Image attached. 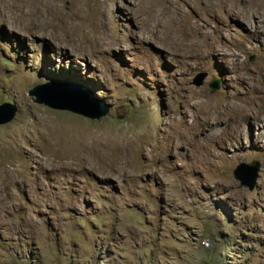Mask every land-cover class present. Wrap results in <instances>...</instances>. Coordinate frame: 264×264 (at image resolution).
Listing matches in <instances>:
<instances>
[{"label": "rangeland", "instance_id": "1", "mask_svg": "<svg viewBox=\"0 0 264 264\" xmlns=\"http://www.w3.org/2000/svg\"><path fill=\"white\" fill-rule=\"evenodd\" d=\"M177 1L182 33L163 0H0V104L16 107L0 124V264H264V125L236 140L208 112L263 113L264 86L242 74H264V27ZM207 36L215 51L196 54ZM51 81L107 114L28 94ZM251 162L249 189L233 169Z\"/></svg>", "mask_w": 264, "mask_h": 264}, {"label": "bare ground", "instance_id": "2", "mask_svg": "<svg viewBox=\"0 0 264 264\" xmlns=\"http://www.w3.org/2000/svg\"><path fill=\"white\" fill-rule=\"evenodd\" d=\"M163 1L165 3V15L168 17L169 27L170 28L177 27L176 30L182 33L181 29L187 19L184 15L182 6L180 5V3H178L177 0H163ZM194 1L198 4H202L203 8L210 9V11L213 12L212 17L216 19L217 21H219L220 23L226 17L231 16L232 18L235 19L237 23H240L244 25L246 28L252 30V27H253L252 18H255L257 22L256 29H260L261 31V28L264 27V0H239L240 3L237 2L238 0H219L218 5H216L219 7V9L215 8L214 10L211 8L212 0H194ZM250 2H253V3L251 5H248L250 4ZM203 10H206L207 12V9H203ZM30 28H31L30 26H27L26 30ZM261 33L263 36L264 31H262ZM51 35H53V33ZM254 40L255 38L253 39V41ZM196 43L197 42H195L194 44ZM196 45L198 47V51H196V54L197 53L198 54L200 53L208 54L210 52L215 51L214 50L215 40L211 39V36H207L204 43L200 42V43H197ZM191 48H193V46H191ZM191 48L189 47L188 50L189 49L192 50ZM246 49L254 50L253 47L246 48ZM233 56L234 55L232 54L230 57H233ZM230 62H231V58H230ZM238 63L240 64V66L245 65L243 62L242 63L238 62ZM244 71L246 74H242V78L244 79L242 82V85H246L244 86L246 87V89L251 88L253 90H260L261 89L260 86H264V74H261L260 76H258L256 73L254 74L253 70H251L248 67H246ZM224 107H226L225 110L219 111L220 108H224ZM261 107L262 108L264 107V102H263V105L260 106V108ZM219 109L217 110L215 106H212L211 108L208 109L209 110L208 112H210V116L215 115L216 119H223L225 117L230 119L231 120V134L236 140L243 138L242 136L243 133H242V130H240V126L242 127V125H244V123L247 120L251 119L253 122L258 121L264 125V118L262 117V115H264V111L262 114L260 110L258 109L257 111L250 112L247 107L245 106L243 107V106H240L239 104H234V103L233 104L226 103L225 105L222 104V106L219 107ZM210 116L206 117V120L204 121V123L206 124L209 123L208 125L210 126L211 130H217L216 132L221 133V129H215V128L213 129V124L211 121H209Z\"/></svg>", "mask_w": 264, "mask_h": 264}, {"label": "water", "instance_id": "3", "mask_svg": "<svg viewBox=\"0 0 264 264\" xmlns=\"http://www.w3.org/2000/svg\"><path fill=\"white\" fill-rule=\"evenodd\" d=\"M206 73L200 72L195 75L193 84L200 86L203 84ZM211 92L220 87L218 80L214 79L208 84ZM28 94L34 96L37 103H43L50 108L69 110L79 113L90 119H98L108 112V106L100 102L94 104L90 95L82 89L67 88L63 85L56 84L54 81L40 83L28 90ZM65 99V100H64ZM62 101H64L62 103ZM67 101V102H65ZM16 107L8 102L0 104V124L7 123L12 119ZM259 169L258 162L240 163L233 169V176L245 183L249 189H252L256 183L257 172Z\"/></svg>", "mask_w": 264, "mask_h": 264}]
</instances>
